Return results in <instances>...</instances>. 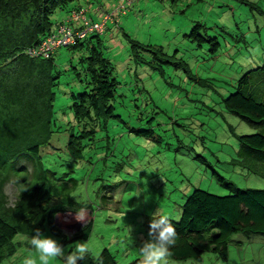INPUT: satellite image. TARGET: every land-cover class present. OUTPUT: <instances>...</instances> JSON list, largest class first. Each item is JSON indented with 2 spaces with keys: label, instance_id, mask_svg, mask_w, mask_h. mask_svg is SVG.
<instances>
[{
  "label": "rangeland",
  "instance_id": "374dc122",
  "mask_svg": "<svg viewBox=\"0 0 264 264\" xmlns=\"http://www.w3.org/2000/svg\"><path fill=\"white\" fill-rule=\"evenodd\" d=\"M247 1L253 5L237 0H140L120 17V30L108 25L111 30L103 40L122 83L118 94L125 97L117 100L124 106L116 103V114L123 121L111 125L109 143L100 135L97 150L85 151L81 160H67L62 150L51 153L48 161L50 168L78 183L71 208L84 211L60 216L57 224L74 227L92 220V234L88 241L62 246L46 226L38 237L17 236L15 254L2 264H76L86 253L97 258L106 250H113L118 264L137 258L144 264H264V236L241 238L238 246H229L227 261L208 252L201 261L175 262L162 254L145 226L146 217L178 222L182 205L195 189L228 196L218 174L239 189L264 190L263 178L232 164L239 160L238 138L259 131L222 104L245 73L264 65V0ZM73 5L100 19L117 9L120 0H81ZM198 24L208 28L200 30L203 42L185 36ZM123 30L139 42L161 47L172 64L163 67V74L131 65ZM213 40L220 44L216 50ZM56 54L59 69L70 70L56 89V109L61 110L71 105L68 95L82 92L76 75L82 67L81 56L70 49ZM182 62L190 74L175 65ZM201 80L207 81L204 86ZM139 132L149 134L138 136ZM60 137L66 145L69 133L53 141ZM22 167L33 174L32 163L21 161L18 168ZM15 181L5 188L10 206L19 193ZM161 225L156 231L164 234L167 224Z\"/></svg>",
  "mask_w": 264,
  "mask_h": 264
},
{
  "label": "trees",
  "instance_id": "16d2710c",
  "mask_svg": "<svg viewBox=\"0 0 264 264\" xmlns=\"http://www.w3.org/2000/svg\"><path fill=\"white\" fill-rule=\"evenodd\" d=\"M80 1L0 0V264L15 254L13 242L17 236L38 237L46 226L62 239V246L77 240L88 241L92 234V221L72 236L65 235L55 225L60 213L80 211L71 208L78 183L50 168L48 161L51 153L62 150L67 160H81L85 151L97 150L100 135H106L107 143L113 139L108 133L111 125L123 121L117 120L120 117L116 114V103L124 106L123 100H117L125 97L118 94L122 83L105 52L109 49L105 48L104 35L77 38L66 48L72 55L81 56L82 72L76 75L82 92L68 95L71 105L57 110L59 79L70 70L59 69L57 54L50 59L31 55L45 41L58 35L62 27L83 31V21L74 22V14L84 11L88 20L97 21L89 17V10L74 7ZM237 1L241 5H253L247 0ZM63 14L66 15L60 19ZM205 29L208 28L198 24L185 36L203 42L205 39L199 34ZM123 35L131 65H145L163 74V67L172 64L161 47L139 42L124 30ZM211 42L215 50L220 47L217 40ZM182 63L175 65L190 74V67ZM206 82L201 80L199 84L204 86ZM222 104L229 114L259 131L238 138L239 160H233L232 164L264 179V65L245 73L236 83L235 92L223 98ZM59 111L61 115L57 117ZM67 132L66 145L63 137L57 143L53 141L56 135ZM136 134L146 136L149 132ZM21 161L33 164V174L24 167L18 168ZM13 178L19 193L10 206L5 188ZM218 179L230 194L219 197L195 189L186 198L180 221L172 225L170 232L155 234L160 219L146 217L147 231L166 258L175 262L201 261L205 253L211 252L227 261L231 244L237 242L235 246H238L241 238L252 240L254 236H264V191L239 189L220 174ZM76 264L118 263L112 252L106 250L97 258L86 253ZM131 264L144 263L137 258Z\"/></svg>",
  "mask_w": 264,
  "mask_h": 264
},
{
  "label": "built area",
  "instance_id": "2783aa9c",
  "mask_svg": "<svg viewBox=\"0 0 264 264\" xmlns=\"http://www.w3.org/2000/svg\"><path fill=\"white\" fill-rule=\"evenodd\" d=\"M140 0H120V5L114 11L105 14L99 21L92 22L85 17L84 11L79 14H74L72 17L74 22L83 21L85 25L83 31L76 32L74 28L62 27L59 30L58 35L53 36L48 41L42 44V46L32 52V56L43 57L44 59H50L54 56L57 50L72 45L75 40L86 38L92 34L102 35L105 33L107 25L110 23H119L118 20L121 16H125L129 8Z\"/></svg>",
  "mask_w": 264,
  "mask_h": 264
},
{
  "label": "clouds",
  "instance_id": "9594fccd",
  "mask_svg": "<svg viewBox=\"0 0 264 264\" xmlns=\"http://www.w3.org/2000/svg\"><path fill=\"white\" fill-rule=\"evenodd\" d=\"M139 2V1H138ZM137 3V2H136ZM136 3H134L131 7H133ZM130 7V8H131ZM129 11V10H128ZM128 13V12H127ZM127 15V14H126ZM125 15V16H126ZM100 19H101V17H100ZM100 19H98L97 18V21H99ZM96 22V21H95ZM110 24H112V25H115V29H117V31L118 30H120L121 29V27H120V23H110ZM109 25V24H108ZM108 25H107V28H108ZM107 28H106V30H105V33L104 34H102V35H105L106 34V31H107ZM112 32H115L114 30H112ZM66 48V47H65ZM62 49V48H61ZM60 50V49H59ZM59 50H57V52L59 51ZM56 52V53H57ZM55 53V54H56ZM55 54H54V56H55ZM203 160V159H202ZM242 167V166H241ZM231 183V182H230ZM245 191H247V190H245ZM258 191H264V190H258ZM217 196V195H216ZM184 205V204H183ZM183 205H182V208H183ZM69 214H74V215H80L81 213H84V211H79V212H68ZM68 213H60L58 216H57V218H56V221H55V225L61 230V232H63L65 235H67V236H72V235H74V234H76V233H79L80 231H81V229H83L84 227H86V225L87 224H89V222H79L76 226H74V227H62L61 225H60V223H58L57 224V220H58V218L60 217V216H65L66 214H68ZM182 213V212H181ZM181 216V215H180ZM180 216L178 217V220L180 221ZM160 219V218H159ZM92 221V220H91ZM178 221V222H179ZM162 222H164V223H166L167 224V226L165 227V230H166V233H168V232H170V230H171V227H172V225L173 224H176V223H178V222H173V221H170V220H164V219H160V223H159V225H158V228L159 227H162V225H161V223ZM80 228V231H78L77 230V228ZM71 232V233H70ZM158 234V232L155 230V234ZM166 233H164V234H166ZM253 240V239H252ZM61 241H62V239H61ZM237 242H234L233 244H231V245H235ZM62 244V243H61ZM230 245V246H231ZM238 245V244H237ZM113 251V250H112ZM111 251V252H112ZM163 254V253H162ZM228 254H229V248H228ZM173 261V260H172Z\"/></svg>",
  "mask_w": 264,
  "mask_h": 264
},
{
  "label": "water",
  "instance_id": "95a60500",
  "mask_svg": "<svg viewBox=\"0 0 264 264\" xmlns=\"http://www.w3.org/2000/svg\"><path fill=\"white\" fill-rule=\"evenodd\" d=\"M77 230L80 231V228L78 227Z\"/></svg>",
  "mask_w": 264,
  "mask_h": 264
},
{
  "label": "crops",
  "instance_id": "0c3cea01",
  "mask_svg": "<svg viewBox=\"0 0 264 264\" xmlns=\"http://www.w3.org/2000/svg\"><path fill=\"white\" fill-rule=\"evenodd\" d=\"M116 32V31H115ZM114 33V32H113Z\"/></svg>",
  "mask_w": 264,
  "mask_h": 264
}]
</instances>
